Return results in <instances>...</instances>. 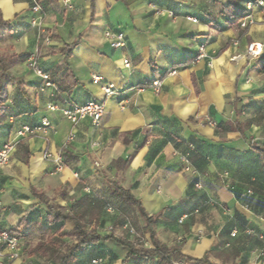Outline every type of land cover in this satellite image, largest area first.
Returning <instances> with one entry per match:
<instances>
[{
    "label": "crops",
    "instance_id": "obj_1",
    "mask_svg": "<svg viewBox=\"0 0 264 264\" xmlns=\"http://www.w3.org/2000/svg\"><path fill=\"white\" fill-rule=\"evenodd\" d=\"M64 1L42 0L45 35L38 38L28 1L0 0V20L8 23L0 31V55H35L59 96L78 105L101 102L104 114L98 128L88 119L73 128L45 110L48 102L63 101L51 98V89L40 91L27 58L14 63L12 77L22 89L6 85L9 116L0 123V148L24 125L41 128L46 118L49 126L19 139L8 167L0 169V231L17 227L34 209L47 213L33 191L64 208L107 195L92 172L99 160L112 174H101L102 181L115 179L130 190L157 217L156 239L179 247L186 264L215 246L214 264H264V243L244 233L264 234V160L251 147L264 143V69L256 59H232L252 42L263 44L264 57L263 11L254 9L255 24L241 29L220 15L229 0ZM106 30L122 32L124 46L112 49ZM92 75L116 96L104 97ZM166 136L182 146L175 149ZM119 159L126 165L115 168ZM232 252L240 257L233 260ZM121 258L110 254L102 264H121Z\"/></svg>",
    "mask_w": 264,
    "mask_h": 264
},
{
    "label": "trees",
    "instance_id": "obj_2",
    "mask_svg": "<svg viewBox=\"0 0 264 264\" xmlns=\"http://www.w3.org/2000/svg\"><path fill=\"white\" fill-rule=\"evenodd\" d=\"M252 1L229 0L227 6L220 9V15L226 20L229 27L239 28V22L248 14L245 4ZM261 10L264 13V7ZM7 27L8 23L0 20V31L5 30ZM243 34L244 32H241L240 36H243ZM26 58V55H0V123L9 116V106L6 103V85H15L18 93L22 89L21 85L13 79L11 68L14 63L22 62ZM256 61L264 69V57L260 56L256 58ZM56 100L66 101L61 96L56 97ZM188 121H191V119ZM166 138L175 149H179L182 146V142L172 136H166ZM251 145L258 157L264 160V143L252 142ZM209 148H212V146H209ZM67 157V154L64 153V162H69L72 159ZM125 165L126 161L124 162L120 159L113 164L115 168H121ZM223 174L220 175L219 179L225 183L228 177L223 179ZM103 183L107 188V195H99L94 201L91 200L90 203H88L87 198H82L70 208H64L55 202H50L33 191L39 202L45 205L47 213L38 209L29 211L17 227L10 228L7 232L22 239L26 246L28 244V235L32 229L49 234L44 242H38L32 249L27 250L26 255L49 260L51 264H90L91 260L100 259L103 261V258L110 254L115 259L122 256L121 264H171L184 258L180 253L179 247H167L156 239L157 217L149 216L143 209L141 202L133 197L130 190L122 188L115 179L105 178ZM196 184L194 183L193 186ZM228 187L230 188L231 185L228 184ZM106 206L112 207L114 212L121 213L124 217H127L128 212L134 210L137 217L142 221L141 232L148 235V242L151 248H144L124 237H117L112 232L101 234L96 229L89 230L88 224L96 223V217L93 216V213L90 216L89 214L97 212L101 208L105 210ZM244 206L249 208L248 202ZM34 212L37 215L33 214ZM87 216H89L88 219H86ZM67 222L73 225L72 230L69 232L63 229L64 224ZM100 225L103 226L104 221L97 225V229H100ZM64 237L71 238L72 241L70 243L61 242ZM61 247L63 248L62 250ZM216 249L217 246L212 247L201 259H186L194 264H214L209 261V256H216ZM230 257L234 260L240 256L238 252H232Z\"/></svg>",
    "mask_w": 264,
    "mask_h": 264
},
{
    "label": "built area",
    "instance_id": "obj_3",
    "mask_svg": "<svg viewBox=\"0 0 264 264\" xmlns=\"http://www.w3.org/2000/svg\"><path fill=\"white\" fill-rule=\"evenodd\" d=\"M30 6V11L32 13V19L30 21V28L37 30L38 38H42L45 35L44 28V13L42 9V0H27ZM64 3H70V0H65ZM264 7V0H253L252 2H248L245 4V8L248 14L239 22V28L246 29L255 24V20L252 16V12L254 9H262ZM192 23H196L195 19L188 18ZM105 41L109 44V46L114 49H120L125 44V36L122 32H113L111 30H106L103 34ZM44 42L49 43V39L47 37L44 38ZM263 53V44L252 42L249 43L244 50L243 55H236L232 59L234 61H239L243 59H256L260 57ZM26 68L30 71L35 77L40 79L41 87L40 91L44 89H51V98L59 97V92L55 88V86L50 82L48 75L40 68L37 58L35 55H31L27 58ZM123 68L129 69L130 62L127 59L122 60ZM102 78L98 75H92L91 84L97 86L100 92L104 97L110 98L116 96V90L112 85H103L101 83ZM159 85V81L153 83V86L157 87ZM45 110L50 113H60V115L68 121L71 126L76 127L81 121L88 119L94 128H98L100 124V120L104 114V106L101 102L97 101H89L83 105H78L74 103H69L67 101H63L60 104H56L53 102H48L45 106ZM49 126V122L46 118L41 120V128H45ZM40 127L31 128L29 126H22L12 138H10L3 146L0 148V169H5L8 167L10 162V155L14 152L15 147L18 143V140L24 138L28 135H31L34 131H39ZM73 139V135L67 138L66 143L71 142ZM93 147H98V143H94ZM49 155H46L45 158H48ZM56 164L61 165L60 157H57L55 160ZM185 162V161H184ZM186 163V162H185ZM94 167L98 168L99 164L94 163ZM189 169V168H188ZM227 174H223L222 178H226ZM196 189H200V186L196 184L194 186ZM247 196H250L251 191H247L245 193ZM247 209V206H244ZM105 211L107 213H112L113 209L110 206H106ZM263 228H264V218L261 220ZM127 228V225L124 226ZM129 233H132V229H129ZM244 233L251 237L260 240L264 243V234L260 235L252 230L245 229ZM236 235V231H232L230 236L234 237ZM24 243L23 240L17 238L16 236L8 233L7 231H0V259L5 258L8 263H12L18 259V255L22 250ZM262 256V252L257 254H252V259H259ZM90 264H102V260L94 259L91 260ZM171 264H186L184 261H176Z\"/></svg>",
    "mask_w": 264,
    "mask_h": 264
},
{
    "label": "rangeland",
    "instance_id": "obj_4",
    "mask_svg": "<svg viewBox=\"0 0 264 264\" xmlns=\"http://www.w3.org/2000/svg\"><path fill=\"white\" fill-rule=\"evenodd\" d=\"M94 163L92 165V172L94 176H96V182L99 185H101L103 184L101 174L107 177H110L112 175L110 173V167H108V165H105V163H101L99 160H96V163L99 164V167L95 168ZM118 181L122 184L125 182V180L123 179H119ZM124 185L126 186V184ZM92 213L93 216L96 217V223L88 224L89 230L96 229L101 234H108L112 232V234L117 237H124L129 241H133L136 244L143 246L144 248H151L150 243L143 238V233L141 232L142 221L137 217L134 210L128 212L127 217H124L121 213H116L114 211L112 213H107L105 210H103V208L99 209L97 212H91L89 216ZM89 216H87L86 219H88ZM102 221H104V225H103L104 227L100 225L99 226L100 229H97V225ZM125 225H127V228L124 227ZM129 229H132V233H129ZM137 229L139 230L137 231ZM48 235L49 234H45L42 231L33 229L27 239V243H28L27 246L23 241L24 245L22 247L21 252L18 255L19 264H51L49 260L40 257H28L26 255L27 250L32 249L34 246H36L38 242H44L47 239ZM71 241H72L71 238L68 237H64L61 239V242L64 243H70ZM62 249L63 248L61 247V250ZM224 260L228 261L229 258L225 257Z\"/></svg>",
    "mask_w": 264,
    "mask_h": 264
}]
</instances>
